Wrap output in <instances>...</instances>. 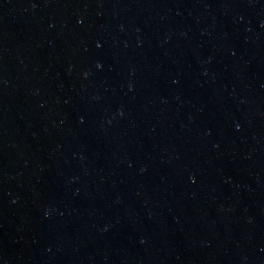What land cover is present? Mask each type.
Wrapping results in <instances>:
<instances>
[{"label":"water","instance_id":"water-1","mask_svg":"<svg viewBox=\"0 0 264 264\" xmlns=\"http://www.w3.org/2000/svg\"><path fill=\"white\" fill-rule=\"evenodd\" d=\"M0 264H264V0H0Z\"/></svg>","mask_w":264,"mask_h":264}]
</instances>
